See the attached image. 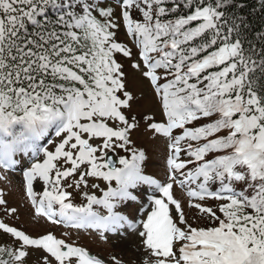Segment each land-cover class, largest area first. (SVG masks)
<instances>
[{"label":"snow or ice","instance_id":"snow-or-ice-1","mask_svg":"<svg viewBox=\"0 0 264 264\" xmlns=\"http://www.w3.org/2000/svg\"><path fill=\"white\" fill-rule=\"evenodd\" d=\"M245 7L0 0V168H20L35 215L104 242L135 235L141 264H264V31L250 38ZM118 56L159 115L133 111L143 93ZM137 133L162 144L163 178ZM7 203L0 190L15 214ZM0 233L10 237L0 264L35 253L37 264H126L68 233L33 236L3 220Z\"/></svg>","mask_w":264,"mask_h":264},{"label":"rangeland","instance_id":"rangeland-1","mask_svg":"<svg viewBox=\"0 0 264 264\" xmlns=\"http://www.w3.org/2000/svg\"><path fill=\"white\" fill-rule=\"evenodd\" d=\"M119 39L127 41V38L123 31L119 33ZM131 46V45H130ZM134 53L136 49H133ZM118 59L125 64V68L129 73V86L137 94L143 93V99L138 100L133 105V111L142 112L146 109L157 111L158 105L152 95L151 89L147 82L140 78L138 73H135L130 67V61L122 56H118ZM157 115L158 111H157ZM135 138L139 144L150 149L151 162L149 165V171L159 178L164 176V149L159 141H152L148 136L143 133L135 134ZM122 154V153H121ZM103 186V185H102ZM36 190L40 191L41 186L39 183L35 185ZM0 190L5 194V199L8 202L7 208H16L15 214L6 213L5 206L0 205V220L10 224L11 226L17 227L26 233L39 236L52 232L57 237H64V233H68L67 237L71 242L78 244L89 249L93 254H99L101 256H108L109 254H116L122 257L126 264H141L144 259V254L141 250L139 239L135 235H131L127 240H119L116 238L110 239L108 242H104L99 239L98 235L92 230L75 229L67 227L64 224H53L47 221L43 217H37L34 212V208L28 200L24 188V181L22 172L19 167L12 170H5L0 168ZM93 191H95L93 189ZM177 196L185 199V194L179 188L175 189ZM99 194V193H98ZM74 195H76L74 193ZM74 202H83L82 199L77 196ZM208 203L212 206L216 204V201L209 200ZM186 213L189 209L185 208ZM194 211V210H193ZM195 217H193L194 219ZM0 240L9 241L10 237L0 233ZM39 253L33 254L28 261V264H37V257Z\"/></svg>","mask_w":264,"mask_h":264},{"label":"trees","instance_id":"trees-1","mask_svg":"<svg viewBox=\"0 0 264 264\" xmlns=\"http://www.w3.org/2000/svg\"><path fill=\"white\" fill-rule=\"evenodd\" d=\"M246 5L243 10V15L248 18L251 26L252 35L250 38H254L256 32L264 31V11L261 10L259 0H241ZM5 241L0 240V243Z\"/></svg>","mask_w":264,"mask_h":264},{"label":"water","instance_id":"water-1","mask_svg":"<svg viewBox=\"0 0 264 264\" xmlns=\"http://www.w3.org/2000/svg\"><path fill=\"white\" fill-rule=\"evenodd\" d=\"M114 158H115V156H114Z\"/></svg>","mask_w":264,"mask_h":264}]
</instances>
